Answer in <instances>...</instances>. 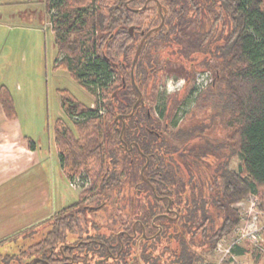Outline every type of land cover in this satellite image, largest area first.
<instances>
[{
  "label": "trees",
  "instance_id": "16d2710c",
  "mask_svg": "<svg viewBox=\"0 0 264 264\" xmlns=\"http://www.w3.org/2000/svg\"><path fill=\"white\" fill-rule=\"evenodd\" d=\"M71 1L42 2L57 13L51 17L55 45L64 55L57 65L83 87L109 90V97L92 108L63 92L65 114L78 121L57 119L54 136L68 182L86 172L93 183L48 221L45 238L21 252V263L204 262L241 224L235 204L255 195L264 212V0H163L165 25L146 41L134 70L141 31L157 25L158 8L134 10L130 0ZM161 59L164 71L182 66L183 98L173 107L162 98L158 116L152 106H137L127 117L136 85L156 101L151 92ZM208 70L214 82L195 100V111L207 113H192L196 120L178 126L176 108L191 98L194 73ZM0 104L7 118H16L4 87ZM217 129L227 131L224 140L211 138ZM174 208L177 218L170 215Z\"/></svg>",
  "mask_w": 264,
  "mask_h": 264
},
{
  "label": "rangeland",
  "instance_id": "374dc122",
  "mask_svg": "<svg viewBox=\"0 0 264 264\" xmlns=\"http://www.w3.org/2000/svg\"><path fill=\"white\" fill-rule=\"evenodd\" d=\"M43 1L44 0H0V88H6L12 99L14 100L16 98L17 104L26 103L27 105L33 106L35 108L33 113L35 117H37V121H42V124H45V121L48 123L50 122L51 133L53 135L57 119L63 118L68 121L69 124L78 121V118H75L77 117L76 115L68 117L65 114L63 108V92H70L81 103L96 108L97 103H101L104 99L109 97V90L102 91L93 86L83 87L71 76L70 71L57 65V63L63 59L64 55L59 56L57 54L58 52L55 45L56 33L53 30L54 26L48 25L51 20L52 12L44 9L42 5ZM74 1L71 2L74 3ZM83 1L85 0H82V3H84ZM160 2L164 4L163 0H160ZM181 67L182 66L179 64L176 66L171 65L164 71L162 78L159 75L153 83L154 89L151 93H153L156 101L155 99H149L146 100V102L153 106L157 116L158 106L162 98L167 99L171 107L174 105V99L175 101H181L183 98V91L178 92L184 80L182 74L183 69ZM196 97L197 95L191 96L187 104H183L178 106L179 108H176L174 121L177 122L178 126H187L191 124L193 118L195 120L197 117L202 118L207 113L195 111ZM100 110L105 112L103 107H101ZM192 113H195L197 117L192 115ZM24 115L25 114L21 113V120L25 119ZM23 124V126L26 125L25 122H23ZM170 129L172 130L173 126H171ZM212 133L211 138L213 140H224L227 131L225 132V130L222 131L221 129H217ZM208 159L212 160L211 157ZM231 165L234 169H237L238 160L234 158ZM208 172L209 170L205 165L200 174L203 176L204 180V175ZM78 175H83L90 179L89 186L87 187L90 188L93 183L91 175L86 172H80L74 174L70 179ZM70 189L75 195H80L84 191H77L71 187ZM93 201L94 199L88 200L89 203H93ZM234 208L238 210L242 221H251V219L253 221L256 216L258 227H264V212L259 209L258 199L255 195L249 196L242 203L235 204ZM211 213L213 214V212ZM44 228L47 227L45 226L41 229ZM41 229L37 232L39 233ZM47 232L41 235L35 234L33 239L29 238L30 240L26 242L16 240L11 249L6 248L4 252L0 253V255H2L0 264H22L21 262H24L26 259L21 258V252L27 250L31 245L43 240ZM262 233L264 234V231H262ZM235 237L236 235L232 231L224 238L225 241L221 242L222 245L220 250L216 249L214 253L204 254L203 257L206 260L198 264H219L221 258L224 257V249L236 239ZM261 238L263 239L264 237L261 236ZM237 247H249L251 250L256 249L254 244L249 240L238 242V246L235 248ZM8 256L12 258L14 256L15 259L8 260ZM224 258L225 263L234 262V264H242L244 261H248V258H240L234 253Z\"/></svg>",
  "mask_w": 264,
  "mask_h": 264
},
{
  "label": "crops",
  "instance_id": "0c3cea01",
  "mask_svg": "<svg viewBox=\"0 0 264 264\" xmlns=\"http://www.w3.org/2000/svg\"><path fill=\"white\" fill-rule=\"evenodd\" d=\"M14 105L17 116L9 119L0 104V253L11 249L16 240L26 242L46 233L48 221L79 196L71 192L61 167L50 122L37 121L35 108L17 104L16 98ZM238 248L233 253L248 258L242 264H264V249L255 256L252 250L256 249Z\"/></svg>",
  "mask_w": 264,
  "mask_h": 264
},
{
  "label": "built area",
  "instance_id": "2783aa9c",
  "mask_svg": "<svg viewBox=\"0 0 264 264\" xmlns=\"http://www.w3.org/2000/svg\"><path fill=\"white\" fill-rule=\"evenodd\" d=\"M56 14L57 13L53 11L51 14V17L52 15H56ZM48 25L53 27L52 18L50 22L48 23ZM214 75L215 74L211 70L198 73L194 79V87L198 91L207 89L214 82V79H215ZM183 84H184V80H183ZM99 111L101 114L104 113V111L102 110H99ZM89 181L90 179L88 177L85 178L83 175H78L76 177L69 179V185L74 190H77V191L84 190L89 186ZM261 230L264 231V227H261V228L258 227L256 216H255V220L253 221L252 219L251 221H246V222L242 221V223L234 229L233 232L236 235L235 237L236 239L232 241L228 245L227 248L224 249L225 250L224 257H226L227 255H232L233 249L236 246H238V242L242 240H249L250 242L254 244L255 247H259L262 244L261 242H263L264 240V238L263 239L261 238V236L263 237V233ZM222 241H225V239H223ZM221 242L218 245V250H220L221 248V245H222ZM224 257L221 258L219 262L220 264L224 263V260H225Z\"/></svg>",
  "mask_w": 264,
  "mask_h": 264
},
{
  "label": "flooded vegetation",
  "instance_id": "af4514ba",
  "mask_svg": "<svg viewBox=\"0 0 264 264\" xmlns=\"http://www.w3.org/2000/svg\"><path fill=\"white\" fill-rule=\"evenodd\" d=\"M129 3H130V7H132L134 10H136V9H138V10H145L146 8H155V7L158 8L159 21H158L157 25H156L155 27H153L152 29H150L149 31H141L142 38H141V40L139 41V45H138V47H137V50H138V48H139L140 44L142 43L143 39L146 37V35H147L150 31H152V30H154V29H157L156 31H153L149 36L146 37V39H145V41H144V43H143V46L145 45V43H146V41L149 39V37H151V35H154L155 33H158V32H160V30L163 29V27H164V25H165V16H164V15H165V13H166V8L163 6V4L160 2V0H144V1H142V0H130ZM162 22H164V24H163V26L160 28ZM130 33H131V35H134V34H135V28H134V27H130ZM143 46H142V48H141L140 54H141V52H142ZM137 50H136V53H137ZM136 53H135V56H136ZM140 54H139V56H140ZM135 56H134V59H135ZM139 56H138V58H139ZM137 60H138V59H137ZM136 63H137V61H136ZM136 63L134 64V61H133V70H134V67H135ZM160 64H161L162 66H160V72H157V75H156V76L158 77V76L160 75V77L162 78V75H163V73H164V70H163V64H164L163 59H161ZM200 72H204V71H200ZM200 72H195L194 75H193L192 80H193V89H194V91H193L192 96H193V95H198V94H200L201 92L204 91V90H202V91H198V90L194 87V79H195L196 75H197L198 73H200ZM133 74H134V72H132V75H133ZM186 83H187V81H186V79L184 78V84H183V86L181 87V89L178 90V92L183 91V89H184ZM135 88H136L137 93H138V98H137V101H136V103H135V106H134V108H133L132 113L129 114V115H126L127 117H130V116H132V115L134 114V112L136 111V107H137V106H140V107H142V106H143V107H144V106H152V105H150V104H148V103L146 102V100L151 99V98L145 96V95L148 93V91L145 90V89H143V88H140V87L137 86V85H136ZM153 89H154V86H153V88H152V92H153ZM205 90H206V89H205ZM161 104H162V100H160V105H161ZM152 108H153V106H152ZM104 110H105V109H104ZM104 113H105V112H104ZM104 113H103V114H104ZM147 113H148V115L151 114L149 108L147 109ZM123 119H124L123 115H120V116H119V120L122 121ZM160 119H161V118H160ZM162 123H163V121H162ZM125 128H126V122L123 121V127H122L121 137L123 136V133H124V131H125ZM160 130H163V129H160ZM133 146H134V145H130V149H132ZM126 148H128V145H127V144H126ZM148 164H149V159H147V164H146V166H147ZM143 171H144V169H143ZM91 186H92V185H91ZM87 189H88V188H87ZM85 190H86V189H84V191H85ZM171 203H172V202H170L169 204L171 205ZM170 215H174L175 218H177V217L179 216V215H178V209H176V208L171 209V210H170ZM175 218H174V219H175ZM155 228H156V229H159V232H160V230H161L160 225H156ZM143 230H144V232H148V230L145 229V228H143ZM218 245H219V244H218ZM217 249H218V246H217Z\"/></svg>",
  "mask_w": 264,
  "mask_h": 264
},
{
  "label": "water",
  "instance_id": "95a60500",
  "mask_svg": "<svg viewBox=\"0 0 264 264\" xmlns=\"http://www.w3.org/2000/svg\"><path fill=\"white\" fill-rule=\"evenodd\" d=\"M163 24H164V22H162L160 28L163 26ZM156 30H157V29H154V30L150 31V32L146 35V37L149 36L153 31H156ZM146 37L143 39L142 43L140 44V46H139V48H138V50H137V53H136V56H135V59H134V64L136 63V61H137V59H138V56H139V54H140L141 48H142V46H143V43H144Z\"/></svg>",
  "mask_w": 264,
  "mask_h": 264
}]
</instances>
